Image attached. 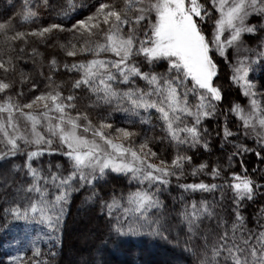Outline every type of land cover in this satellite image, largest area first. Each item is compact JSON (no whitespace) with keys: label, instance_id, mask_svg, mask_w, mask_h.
Returning a JSON list of instances; mask_svg holds the SVG:
<instances>
[{"label":"snow or ice","instance_id":"1","mask_svg":"<svg viewBox=\"0 0 264 264\" xmlns=\"http://www.w3.org/2000/svg\"><path fill=\"white\" fill-rule=\"evenodd\" d=\"M41 7L55 11L62 22L22 29L41 18ZM72 13H77L75 0H66L65 7L21 0L19 10L0 14V163L24 156L23 164L0 173L6 224L23 222L27 228L39 223L48 230V240L59 242L72 193L86 190L85 202L98 203L107 218L109 238L102 240V249L110 238L147 234L179 240L184 232L183 251L191 264H264V208L251 228L243 215L245 202L264 195V84L254 78L264 67V0H95L86 16L77 19ZM64 20L72 22L66 26ZM246 36L255 43L249 45ZM34 40L58 48L72 62L55 54L45 60L35 46L27 52ZM214 57L231 69L228 86L219 82ZM29 63L32 71L21 66ZM161 64L166 67L156 71ZM61 66L78 78L58 79ZM137 79L147 88L139 87ZM232 86L247 98L246 106L227 100ZM108 109L128 113L152 129L155 110L160 135L117 127L110 122L111 111L94 120L92 110ZM220 115L223 124L210 130L206 122ZM229 115L238 117L237 131L229 126ZM241 135L251 136L256 148L237 142ZM214 138L224 156L211 166L207 160L194 164L188 151L211 152ZM225 145L234 150L226 152ZM249 153L260 161L251 170L245 164ZM45 156L48 164L40 165ZM54 157L65 158L67 167ZM186 166L193 177L226 181L178 186L193 193L227 187L233 194L230 218L222 215L223 193L219 201L185 203L176 214L178 223L165 214L161 191L173 177H184ZM20 172L24 177L18 179ZM111 174L128 176L138 187L119 194L103 191ZM41 239H32L30 257L21 248L9 264H51L36 246Z\"/></svg>","mask_w":264,"mask_h":264},{"label":"trees","instance_id":"2","mask_svg":"<svg viewBox=\"0 0 264 264\" xmlns=\"http://www.w3.org/2000/svg\"><path fill=\"white\" fill-rule=\"evenodd\" d=\"M21 0H0V14L11 15L14 11L19 10ZM95 0H75L77 5V13H72L76 18H81L86 16L91 10V4ZM36 3L39 4L40 0H36ZM50 3L58 7H65L66 0H50ZM81 4L85 5L83 9ZM12 5H16L15 8ZM40 11V19L35 21L32 24H23L20 27L22 29H30L37 25H47L48 23H61V19H56L55 11L49 9L45 10L42 7L38 9ZM19 19V18H17ZM71 20H64L63 23L67 26L70 24ZM211 21H209L210 25ZM146 29V24L144 25ZM207 27V26H206ZM61 41L66 40L67 35L62 34L60 37ZM246 41L249 45L255 43L254 38L246 37ZM35 46L39 49L40 52L44 53L45 60L49 58L50 55H57L58 59L62 62L67 59V62L71 63V58H65L63 53L57 48L53 49L46 47L44 44L39 41L34 40L32 44L27 49V52L30 53L31 47ZM27 58V57H26ZM83 58V57H82ZM90 58V57H89ZM220 65V77L219 82L228 86L229 76L231 74V69L228 64L219 58ZM25 67L26 70L32 71V65H21ZM145 71L147 67L141 65ZM166 65L161 64L157 67L156 71H162ZM47 75V71L45 70ZM70 78H78L77 74L65 72L61 66L60 75L58 79L68 80ZM254 78L257 82L264 84V67L258 68L254 74ZM136 84L141 88H147L143 80L137 79ZM122 86V85H121ZM190 86V85H189ZM81 96L84 93L80 94ZM247 98L243 97L240 90L235 86L229 88L227 93V100L229 101H238L245 103ZM81 109H83L84 101L79 102ZM230 106L227 102L221 107L227 108ZM108 111H111V120L117 127H133L136 131L140 132L142 135L147 133L149 135H160L159 132V122L157 113L155 110L151 112V124L156 125L155 129L149 127L147 123H141L137 118L130 117L128 113H125L120 110H101L96 111L92 110L91 114L95 120L97 116L107 115ZM141 115L147 116V113H141ZM228 119L230 121V127L233 131L239 129V121L234 115H229ZM218 124H223V115H220L218 119H210L206 122V126L211 129H218ZM242 131V130H241ZM213 136L215 134L213 133ZM232 139V138H230ZM140 142V139L137 138V143ZM237 142H243L247 144L249 148H256L255 141L248 137L244 138L243 135L239 137ZM220 141L219 139L214 138L212 143V151L206 152L203 149H193L188 151V155L193 157V163H199L203 160H207L210 164L215 163L217 157L224 156L219 148ZM2 147V146H1ZM23 147V146H22ZM234 149L230 145H225V151L231 152ZM49 157L45 156L40 159L39 164L46 166L49 162ZM54 161L58 160L60 163L67 164L65 158L54 157ZM24 156L23 153L17 155L13 158L10 163H0V173L4 172L11 164H23ZM222 163H226L222 161ZM260 161L251 153L247 154L245 157V164L251 170ZM38 166V165H34ZM264 167V165H261ZM239 170V168H237ZM55 171V168H53ZM190 168L186 166L184 177L177 180L175 177L172 178L171 183L166 186V190L162 189L160 199L164 202L165 205V214L170 215L172 222L178 223V216L183 205L190 200H208L219 201L221 193H223L225 199L223 202L224 215L226 218H230V205L232 203V191L227 187L218 189L212 193L208 192H187L184 189L180 188L178 185L185 183L199 182L200 180L205 181L206 183H217V184H226L225 180L222 179H212L211 177L201 174L196 177H193L188 174ZM24 177V173L20 172L18 179ZM27 182H31L30 179ZM97 187H100L99 185ZM138 187L136 181H130L128 176L111 174L107 178V183L103 186V191H110L115 189L117 194L123 191L127 193L129 190H135ZM50 193L54 194L55 189H49ZM264 192V189L261 190ZM88 194L86 190H80L78 192H73L71 198L66 205V214L63 220V226L60 230V240L59 242H53L47 239V232L45 226L35 223L29 225L25 228L23 222L7 223L3 216V207H7L6 204L0 200V264H9L8 258L17 254L18 249H25L27 256H31V241L37 236L42 237L39 243L36 245L41 248L42 252L45 254L44 259L51 261V264H191V257L183 251L184 243V232L180 233L179 240L175 235H170L168 240H165L161 237L150 236V235H140L134 237H125V238H110L109 246L102 249V240L109 238L108 231V222L106 217L100 215L99 205L96 202L91 204L85 202L84 197ZM51 198V197H50ZM261 208H264V195H257L253 201H247L244 204L243 215L247 218L248 227H253L255 225L258 213ZM11 221V218H8ZM261 223H264V220H261ZM204 227H209V222L205 221ZM7 228V230H5ZM55 255H52V254Z\"/></svg>","mask_w":264,"mask_h":264},{"label":"rangeland","instance_id":"3","mask_svg":"<svg viewBox=\"0 0 264 264\" xmlns=\"http://www.w3.org/2000/svg\"><path fill=\"white\" fill-rule=\"evenodd\" d=\"M209 23V22H208ZM211 24V23H210ZM247 37V36H246ZM245 37V38H246ZM246 40V39H245ZM214 58H216V60H217V63L219 64V58L218 57H214ZM234 59V52H233V50L232 49H229V60H233ZM224 61V60H223ZM239 103H241V102H239ZM242 105H247L248 104V100L246 99V101H245V103H241ZM236 117V116H235ZM237 118V120L239 121V119H238V117H236ZM23 123V122H22ZM239 123H240V121H239ZM250 138H251V136H249ZM1 147V146H0Z\"/></svg>","mask_w":264,"mask_h":264}]
</instances>
